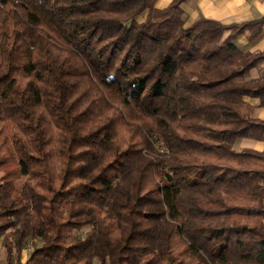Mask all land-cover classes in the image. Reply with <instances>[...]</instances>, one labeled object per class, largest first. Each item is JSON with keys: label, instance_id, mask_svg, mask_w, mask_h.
<instances>
[{"label": "trees", "instance_id": "obj_1", "mask_svg": "<svg viewBox=\"0 0 264 264\" xmlns=\"http://www.w3.org/2000/svg\"><path fill=\"white\" fill-rule=\"evenodd\" d=\"M157 1L0 0L4 264H264V15Z\"/></svg>", "mask_w": 264, "mask_h": 264}, {"label": "crops", "instance_id": "obj_2", "mask_svg": "<svg viewBox=\"0 0 264 264\" xmlns=\"http://www.w3.org/2000/svg\"><path fill=\"white\" fill-rule=\"evenodd\" d=\"M170 1L158 0L157 6L165 7ZM183 8L186 26H190L200 18L216 19L223 24L243 23L264 15V0H187ZM237 43L244 51L264 50V27L255 40L249 41L245 34H241L237 38ZM262 74H264V64L252 68L244 79H254ZM246 100L253 106V116L264 119V102H261L259 98L247 97ZM235 148L237 150L253 148L264 151V141L242 138L236 142ZM22 254L24 255V250Z\"/></svg>", "mask_w": 264, "mask_h": 264}, {"label": "rangeland", "instance_id": "obj_3", "mask_svg": "<svg viewBox=\"0 0 264 264\" xmlns=\"http://www.w3.org/2000/svg\"><path fill=\"white\" fill-rule=\"evenodd\" d=\"M156 142V141H155ZM162 143V142H161ZM161 143L160 144H155V149H153V152L154 153H157L155 150H158L161 146ZM162 153V152H160ZM90 230V227L87 226V227H83L77 231H75V234H78V235H85L86 232ZM41 242L40 241H36V240H31V241H28V243L25 245L24 247V255L22 254V260H26L28 255H29V252L31 251V249L35 246V245H40ZM6 256H7V252H6V249L5 247L0 243V264H4L5 260H6Z\"/></svg>", "mask_w": 264, "mask_h": 264}, {"label": "built area", "instance_id": "obj_4", "mask_svg": "<svg viewBox=\"0 0 264 264\" xmlns=\"http://www.w3.org/2000/svg\"><path fill=\"white\" fill-rule=\"evenodd\" d=\"M161 142L159 141V143H157V144H160ZM156 144V145H157ZM161 146L162 147H160L158 150L160 151V152H162V153H167L168 152V148L163 144V143H161Z\"/></svg>", "mask_w": 264, "mask_h": 264}]
</instances>
